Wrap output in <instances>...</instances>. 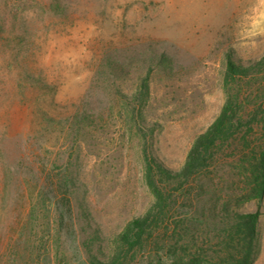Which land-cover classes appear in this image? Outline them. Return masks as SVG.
<instances>
[{
	"label": "rangeland",
	"instance_id": "obj_1",
	"mask_svg": "<svg viewBox=\"0 0 264 264\" xmlns=\"http://www.w3.org/2000/svg\"><path fill=\"white\" fill-rule=\"evenodd\" d=\"M229 50L264 55V0H0V264L107 260L154 202L145 148L180 169L220 113ZM228 160L203 179L205 206L238 190Z\"/></svg>",
	"mask_w": 264,
	"mask_h": 264
},
{
	"label": "trees",
	"instance_id": "obj_2",
	"mask_svg": "<svg viewBox=\"0 0 264 264\" xmlns=\"http://www.w3.org/2000/svg\"><path fill=\"white\" fill-rule=\"evenodd\" d=\"M226 100L189 149L180 169L167 166L144 150L145 178L154 202L130 220L115 239L107 260L93 264H253L257 224L264 199V55L239 62L226 52ZM239 159L242 178L227 200L204 205L203 179H213L221 164ZM55 203L61 223L72 214L67 181L59 185ZM61 191V192H60ZM256 198L255 211L232 209Z\"/></svg>",
	"mask_w": 264,
	"mask_h": 264
}]
</instances>
